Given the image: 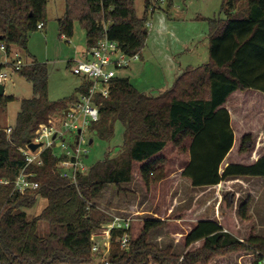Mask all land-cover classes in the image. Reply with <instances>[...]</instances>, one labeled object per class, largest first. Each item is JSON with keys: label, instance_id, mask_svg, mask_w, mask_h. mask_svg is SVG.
Masks as SVG:
<instances>
[{"label": "trees", "instance_id": "trees-1", "mask_svg": "<svg viewBox=\"0 0 264 264\" xmlns=\"http://www.w3.org/2000/svg\"><path fill=\"white\" fill-rule=\"evenodd\" d=\"M47 2L0 0V44L27 58L29 35L38 30V24L46 27ZM149 5L150 0H144V15L139 18L135 0H65L64 16L57 21L59 35L72 37L73 24L78 22L85 31L88 50L102 37L106 22L108 38L117 42L124 54L138 55L148 35L144 24ZM221 14L224 19L219 24L210 23L207 64L186 68L169 89L157 96L141 94L127 78L116 77L108 98H95L99 120L87 129L91 140L112 141L119 123L125 128L123 144L114 156L110 150L103 160L89 167L78 187L60 177L57 163L63 157L56 155V145L44 149L42 165L33 168V180L38 183L35 191L21 195L13 192L11 183L0 184V264H93L99 253L91 251V236L108 223L103 217H92L94 201L108 185L129 184L135 164L140 165L139 176L145 186L162 180L166 162L162 152L168 142L186 155L180 176L192 189L264 179V155L251 165L228 164L221 169L234 144L225 106L228 98L236 91L264 94V0H223ZM16 76L31 85L33 96L20 101L10 135L0 127V180L9 182L24 165L18 147L33 141L40 124L61 118L72 101L49 100L45 64L34 61ZM89 86L83 84L79 93L87 95ZM13 101V97H0L3 107ZM254 146L252 135H243L239 154L250 153ZM38 198L45 204L29 218L26 211ZM249 201L250 197L236 199L233 192H226L221 198L220 220L196 219L183 238L182 255L175 254L171 247L161 249L152 244L150 232L165 221L145 219L139 234L130 236L128 249L121 250L117 242L107 264H211L238 254L250 255L251 264H259L264 260V237L250 231L242 240L235 224L236 218L253 224ZM196 208L176 212L171 218L192 220ZM41 222L46 230L41 233L45 234L40 233ZM117 236L114 234L112 242Z\"/></svg>", "mask_w": 264, "mask_h": 264}, {"label": "rangeland", "instance_id": "rangeland-1", "mask_svg": "<svg viewBox=\"0 0 264 264\" xmlns=\"http://www.w3.org/2000/svg\"><path fill=\"white\" fill-rule=\"evenodd\" d=\"M151 2L152 0L146 11L144 27L148 35L144 47L137 55L138 58L133 60L128 68L116 70V77L128 78L141 94L157 96L169 89L176 76L186 68L207 64L210 23L219 24L220 20L224 19L221 14L223 0H171V7L167 6L166 0L159 9L156 6L157 9L154 11L150 9ZM135 11L139 18L143 17L144 0H135ZM64 12L65 0H48L46 27L31 33L27 42V51L33 55V58H36L38 63L47 65L50 101L78 97L77 86L81 78L73 75L71 68L73 60L81 59L79 57L87 50L85 31L78 22L73 24L72 37L63 38L59 35L57 21L64 16ZM4 96L14 97L16 101L9 103L6 107L0 105V127L2 129L14 124L19 111V100L32 98L31 85L23 78L12 75L4 85ZM236 96L239 97L231 95L225 105L232 114L235 128L234 146L227 155V160L235 164H251L245 157L239 156L237 151L242 135L246 132H253L254 152L261 149L264 153V94L243 91ZM240 116L249 122V129L237 128L236 123ZM124 129V126L117 123L112 141L107 142L92 137L91 145L88 143L91 136L87 130L83 133L85 144L81 148L87 150L86 157L83 159L86 168L103 160L110 150L113 153L112 156L115 155L118 147L123 144ZM69 139L67 137L66 142ZM70 150L71 147L67 145L65 148L56 147L54 151L57 156H62ZM162 155L166 160L162 180L145 186L139 176L140 165L135 164L133 177L129 184H121L119 187L108 185L102 190L94 201L95 209L92 211V217L94 219L103 217L107 222L113 217L131 219L132 225L129 233L132 238L139 234L145 219L163 220L165 224L162 227L150 232L149 241L161 249L171 247L175 254L182 255L181 252L185 250L183 238L186 229L184 225L181 226L177 222L193 225L199 217L220 220L221 198L226 192H233L236 199L250 197L248 211L254 220L253 224L247 225L239 222L235 217L238 236L243 240L248 237L250 231H254L256 235L264 237V194H259L264 181L255 182L252 189L245 193L239 188L243 186L239 182L223 183L211 189H192L188 181L180 176L187 160L186 155L179 153L169 142ZM44 204V201L38 198L36 205L26 211L28 217L32 218L39 213ZM234 205L233 216H235L236 208V204ZM193 206L197 208L192 220L178 221L171 218L176 212L190 209ZM38 225L40 233L46 231L42 222ZM177 232L183 236L180 238ZM95 241L102 243L100 239ZM113 242L109 245V252L106 253L102 249L93 264L107 262L110 252L118 244V237ZM251 262L250 255L238 254L211 262V264H251Z\"/></svg>", "mask_w": 264, "mask_h": 264}, {"label": "built area", "instance_id": "built-area-1", "mask_svg": "<svg viewBox=\"0 0 264 264\" xmlns=\"http://www.w3.org/2000/svg\"><path fill=\"white\" fill-rule=\"evenodd\" d=\"M103 1V0H100ZM166 0H152L150 9L154 11L156 6L160 7ZM38 30L43 28L42 24L37 25ZM65 38V37H63ZM86 60L74 61L71 72L73 75L80 77L83 84L90 83L87 95L79 93L75 102L67 108V114L60 118L48 121V124H40L35 138L31 143L42 144L35 152H32L28 145L18 147V151L24 158V165L20 168L16 178L9 182L0 180V184L13 185V192L24 195L35 191L38 183L33 179L35 173L33 168L42 165L41 153L44 149L56 145V147L65 148L67 145L71 150L63 154V157L57 163V169L60 177L68 180L74 187H78L79 179L86 174L88 168L83 163L87 150L81 147L85 144L83 133L88 127L99 120V109L95 103V98L100 96L108 98L112 80L116 78L117 69L128 68L137 55L128 56L124 54L118 46V43L112 41L107 36V23L104 22L102 37L98 39L95 46L86 50ZM20 52H9L4 44H0V86L4 87L5 83L10 80L16 72L32 65ZM12 127L4 129L7 135H10ZM53 137H55L53 139ZM69 141L66 142V138ZM72 144L70 145V143ZM89 142V141H88ZM131 219L123 217H113L108 223L93 233L91 236L92 253H100L103 249L109 252V245L112 242L114 234L122 232L118 237L119 248L126 250L130 243ZM100 239L102 243L96 242ZM107 264V262L103 263ZM259 264H264L262 260Z\"/></svg>", "mask_w": 264, "mask_h": 264}, {"label": "crops", "instance_id": "crops-1", "mask_svg": "<svg viewBox=\"0 0 264 264\" xmlns=\"http://www.w3.org/2000/svg\"><path fill=\"white\" fill-rule=\"evenodd\" d=\"M167 4V6H169V7H171V0H168V2L166 3ZM222 7V6H221ZM64 14V13H63ZM63 16V15H62ZM44 29V27L42 28V30ZM41 30V29H40ZM85 52L86 51H84L83 53H82V55L79 57V58H81V59H79V60H76V61H81V60H86L88 57L86 56V54H85ZM30 53L28 52V54L27 55H29ZM27 60H28V62H31V63H33L34 61L35 62H37V60H36V58H33V55H29V56H27V58H26ZM75 60H73V62H74ZM208 61H209V52H208ZM38 63V62H37ZM39 64H45V63H39ZM46 65V64H45ZM47 66V65H46ZM70 66V65H69ZM73 74V73H72ZM179 76V75H178ZM178 76H176V78L178 77ZM77 77V76H76ZM77 78H80V77H77ZM176 78H175V80H176ZM128 79V78H127ZM175 80H174V82H175ZM81 82H80V84L77 86V94L79 95V89L81 88V86L83 85V80L81 79L80 80ZM173 82V83H174ZM243 91H236V92H234L232 95H234L235 97H239V96H236V94H241ZM245 92H253V93H260V92H258V91H253V90H247V91H245ZM162 93V92H161ZM160 94V93H159ZM260 94H262V93H260ZM4 96V95H3ZM151 96H153V95H151ZM14 98V97H13ZM77 98V96H75V99ZM69 99H72V102H68V107L69 106H71V104L73 103V102H75L76 100L74 99V97H72V98H69ZM74 99V100H73ZM22 99H20L19 101H21ZM14 101H16V98H14ZM13 101V102H14ZM10 103H12V102H10ZM9 104V103H8ZM7 104V105H8ZM226 108H227V110H228V112H229V114H230V122H231V128H232V130H233V134H234V130H235V128H234V121H233V118H232V114H231V112H230V110L228 109V107L226 106ZM19 110H20V102H19ZM67 111V110H66ZM19 112V111H18ZM17 115V114H16ZM237 120V119H236ZM237 124V128H239L240 130L242 129V130H247V128L249 129L250 128V126H249V122H247V121H245V119H243V118H241V116H240V118H239V121H238V123H236ZM5 129V128H4ZM243 132V131H242ZM245 133V132H244ZM245 134H251L252 136H254V133L253 132H246ZM244 134V135H245ZM243 136V135H242ZM241 139V138H240ZM234 140H235V135H234ZM262 142V141H261ZM233 146H234V144H233ZM255 147V146H254ZM233 148V147H232ZM258 152V153H257ZM260 152V153H259ZM230 153V152H229ZM228 153V154H229ZM237 153H238V155L239 156H243V157H245L246 158V160L247 161H249L251 164H253V163H255L262 155H264V153H262L261 152V149H258V151H256V153L254 152V149L253 150H251L250 151V153H248V154H239V151H237ZM228 164H235V163H233V162H229L228 160H227V157L225 158V160H224V163L222 164V168H225ZM241 165H251V164H242V163H240ZM181 172H182V170H181ZM259 181V183H261L262 181H264V179H257V178H254V179H245V180H235V181H227V182H223V183H232V182H239V183H241L243 186L241 187V186H239V188L240 189H242L243 190V192L245 193V192H247V191H249V190H251L252 189V185L255 183V182H258ZM261 181V182H260ZM223 183H221V184H219L218 186H221ZM218 186H216V187H218ZM216 187H214V188H216ZM259 194H264V182H262V185H261V190L259 191ZM248 198V197H247ZM246 198V199H247ZM245 199V200H246ZM195 222L196 221H194V224H195ZM133 223V222H132ZM179 225H181V226H183L184 225V228L186 229L185 230V233H184V236H186L187 234H188V232L191 230V228L193 227V225L192 224H189V223H184V224H182L181 222L179 223V222H177ZM132 225V224H131ZM258 231V230H257ZM256 231V232H257ZM261 231L259 230V233H260ZM177 233H179V232H177ZM176 233V234H177ZM257 234V233H256ZM183 235H181L180 233H179V237L181 238ZM260 236V235H259ZM157 246V245H156ZM181 253H183V251L181 252Z\"/></svg>", "mask_w": 264, "mask_h": 264}, {"label": "water", "instance_id": "water-1", "mask_svg": "<svg viewBox=\"0 0 264 264\" xmlns=\"http://www.w3.org/2000/svg\"><path fill=\"white\" fill-rule=\"evenodd\" d=\"M0 40H1V37H0ZM4 95V87L0 86V97H2ZM68 110L65 111V114H67ZM55 137H53L54 139ZM89 145L92 144V140L90 139L89 140ZM42 146V144H35V143H30L28 145L29 149L32 151V152H35L37 149H39L40 147Z\"/></svg>", "mask_w": 264, "mask_h": 264}]
</instances>
